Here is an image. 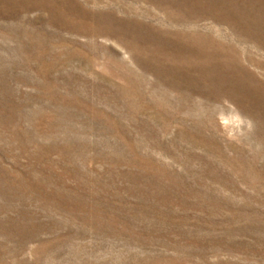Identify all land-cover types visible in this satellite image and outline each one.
<instances>
[{
	"label": "rangeland",
	"instance_id": "rangeland-1",
	"mask_svg": "<svg viewBox=\"0 0 264 264\" xmlns=\"http://www.w3.org/2000/svg\"><path fill=\"white\" fill-rule=\"evenodd\" d=\"M0 264H264V0H0Z\"/></svg>",
	"mask_w": 264,
	"mask_h": 264
}]
</instances>
